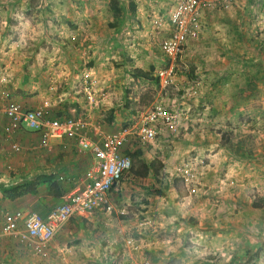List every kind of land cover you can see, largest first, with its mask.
I'll return each instance as SVG.
<instances>
[{"label":"rangeland","instance_id":"obj_1","mask_svg":"<svg viewBox=\"0 0 264 264\" xmlns=\"http://www.w3.org/2000/svg\"><path fill=\"white\" fill-rule=\"evenodd\" d=\"M109 1L0 0V91L29 75L70 116L113 132L155 105L175 116L114 190L124 232L110 264H264V3L233 0L208 13L209 34L187 45L164 88L133 77L154 66L156 78L171 64L152 30L159 7L144 0L147 21L128 13L111 28Z\"/></svg>","mask_w":264,"mask_h":264},{"label":"crops","instance_id":"obj_2","mask_svg":"<svg viewBox=\"0 0 264 264\" xmlns=\"http://www.w3.org/2000/svg\"><path fill=\"white\" fill-rule=\"evenodd\" d=\"M153 1L159 7L157 11L159 13L156 14L155 11H152L155 14L151 21L152 30L155 31V34L166 38L170 35L169 13L175 5V0ZM134 2L137 5L135 17L137 16L141 21H147L148 19L145 18L147 2L144 0H135ZM207 17L206 21L210 26L212 16ZM158 21L162 22L160 29L155 27V23ZM209 26L202 33L201 39H205L209 34ZM215 68H219L220 71L223 69L219 65ZM13 85L15 86L13 94L0 91V101L17 103L26 110L46 108L50 111L51 116L57 119H88L91 123L89 135L94 140L100 139L93 133L94 131L99 130L105 134L110 131L98 119H90V116H86L85 113L81 117L70 116L63 103H59L58 98L49 97L50 93H47L45 88L38 90L29 75L28 77L23 76L20 82ZM106 96H109V92L106 93ZM111 109L117 116L114 106ZM72 111L79 113L80 108L77 107ZM138 111L134 113L130 122ZM130 122L123 127L128 126ZM6 124L7 119L0 117V229L4 215L8 212L37 213L43 218L47 217L53 209L63 203L66 195L72 193L79 186L86 173L95 164L94 155L90 151L81 149L74 139L58 138L53 140L48 148H42L39 133L23 128L9 136L4 130ZM117 125L119 126V123ZM110 132L113 133V131ZM15 145L19 148L18 151L14 149ZM151 147L140 146L139 149L143 154H146L151 151ZM45 179L50 183L38 184ZM29 182L36 184V193L28 192L13 199L4 193L5 189L25 185ZM52 183H57L59 188L50 189ZM55 192L61 196H56ZM113 195L114 191L112 199ZM113 213L111 215L82 213L73 217L58 231L51 244L49 255L45 258L35 254L32 247L22 242L18 237H2L0 239V264H110L116 258V253H113V250L119 249L120 245L116 243V238L121 234L120 232H124L122 221L119 218L114 220ZM182 250L180 248V254H182Z\"/></svg>","mask_w":264,"mask_h":264},{"label":"built area","instance_id":"obj_3","mask_svg":"<svg viewBox=\"0 0 264 264\" xmlns=\"http://www.w3.org/2000/svg\"><path fill=\"white\" fill-rule=\"evenodd\" d=\"M232 1L175 0L169 13L170 35L160 41V49L171 63L157 71L156 76L162 87L166 88L175 83V62L184 53L188 43L198 40L206 30L207 14L219 9V6L227 8ZM261 1L264 3V0ZM155 25L160 29L162 22L158 21ZM91 78L90 74L84 76V90L90 102L94 101L90 92L94 87ZM0 117L7 119L4 130L9 136L23 128L37 132L41 136L42 148H48L55 139L66 137L76 140L81 149L94 155L95 164L86 173L84 180L47 217L19 211L4 215L0 239L18 237L32 247L35 254L44 258L49 255L58 231L73 217L82 213L111 215L115 211L112 193L132 169V143L153 147L158 140L159 128L173 127L176 121L167 108L155 105L151 109L138 111L132 122L117 132L105 134L99 130L94 131L100 137L99 140H94L89 135L91 123L88 119L53 118L46 108L26 110L17 103L0 101ZM14 149L19 150L16 145ZM176 171L187 179L188 172L183 167L176 168Z\"/></svg>","mask_w":264,"mask_h":264},{"label":"trees","instance_id":"obj_4","mask_svg":"<svg viewBox=\"0 0 264 264\" xmlns=\"http://www.w3.org/2000/svg\"><path fill=\"white\" fill-rule=\"evenodd\" d=\"M109 8L110 11L113 15L114 18V23L110 24L111 28H116L118 26V23H122L128 13L130 14L131 18H134L137 12V5L134 1H131L129 3H127V5L123 4L121 0H110L109 1ZM152 72H155V67L151 66L149 72H145L141 69H137L136 71H134L133 73V77L134 78H140L143 80H147V81H155L156 83H159L158 78H154L152 76ZM114 120V110H111V113L109 115L108 121L109 123H112V121ZM230 142V141H229ZM229 145L232 148H235L236 146H234L231 142L229 143ZM143 155V152L141 150H137L134 153V156L132 155V158L134 157V159H139L141 156ZM143 166L146 169V172L149 171V167L144 163ZM133 168V166H132ZM143 175H147V173H144ZM50 181L49 180H42L40 183L38 184H49ZM35 183L34 182H29L25 185H21L18 187H11L9 189H5L4 193L8 195V197L10 198H16V197H20L25 193L31 192V193H36V187H35ZM54 187H58L57 183H52L50 189L54 188ZM59 188V187H58ZM56 196H61V194H58L57 192H55Z\"/></svg>","mask_w":264,"mask_h":264}]
</instances>
